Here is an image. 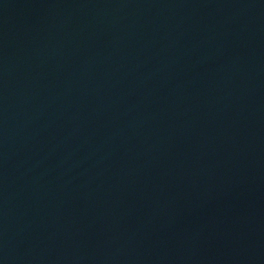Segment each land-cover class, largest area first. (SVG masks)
Here are the masks:
<instances>
[{
  "label": "water",
  "instance_id": "1",
  "mask_svg": "<svg viewBox=\"0 0 264 264\" xmlns=\"http://www.w3.org/2000/svg\"><path fill=\"white\" fill-rule=\"evenodd\" d=\"M0 264H264V0H0Z\"/></svg>",
  "mask_w": 264,
  "mask_h": 264
}]
</instances>
